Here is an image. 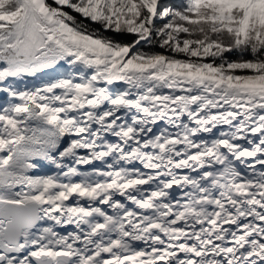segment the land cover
Wrapping results in <instances>:
<instances>
[{
    "label": "snow or ice",
    "instance_id": "obj_1",
    "mask_svg": "<svg viewBox=\"0 0 264 264\" xmlns=\"http://www.w3.org/2000/svg\"><path fill=\"white\" fill-rule=\"evenodd\" d=\"M0 264H264V0H0Z\"/></svg>",
    "mask_w": 264,
    "mask_h": 264
}]
</instances>
